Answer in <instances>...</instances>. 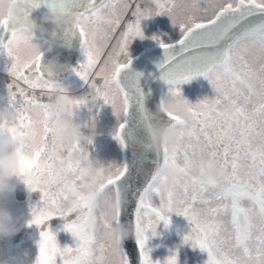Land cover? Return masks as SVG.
I'll list each match as a JSON object with an SVG mask.
<instances>
[{"label": "snow or ice", "instance_id": "1", "mask_svg": "<svg viewBox=\"0 0 264 264\" xmlns=\"http://www.w3.org/2000/svg\"><path fill=\"white\" fill-rule=\"evenodd\" d=\"M16 2L15 16L0 18V51L11 59L8 104L19 117L10 131L27 141L20 145L21 174L43 202L32 208L28 221L41 229L35 264H129L119 242L113 247L99 237L97 225L104 221L87 195L97 180L124 189L127 203L116 208L115 220L131 213L141 264H153L145 243L157 234L160 221L169 223L168 213L173 212L190 222L184 242L205 250L206 264H264V0H195L190 12L178 11L176 0H150L151 6L144 8L143 0ZM41 3L73 17L74 23L65 30L69 37L79 34L83 54L73 71L87 85L92 100L111 105L117 118L112 135L121 146V130L132 109L147 119L139 87L122 77L131 62L132 38H143L140 21L166 15L178 30L174 43L152 37L165 50L158 69L167 94L181 95L182 81L202 75L214 95L196 103L185 100L182 115L166 113L176 139L157 153L150 173L111 163L106 176L90 177L74 162L78 153L83 154L80 146L57 138L54 124L43 112L57 83L45 78L42 52L20 55L29 43L25 31L31 25L30 12ZM68 101L72 112L87 104L84 97L73 95ZM34 111L40 112L36 121ZM35 126L38 131L33 132ZM206 159L225 170L208 184L195 176ZM168 166L179 168L174 179L163 175ZM154 196L159 197L158 207ZM53 216L63 218V230L74 238L72 246H58L56 235L46 226ZM164 264H177L175 253Z\"/></svg>", "mask_w": 264, "mask_h": 264}, {"label": "clouds", "instance_id": "2", "mask_svg": "<svg viewBox=\"0 0 264 264\" xmlns=\"http://www.w3.org/2000/svg\"><path fill=\"white\" fill-rule=\"evenodd\" d=\"M195 0H176V8L178 11L190 12ZM17 9L16 0H0V18H11L15 16ZM153 14L155 9L152 10ZM40 23H32L27 27L25 35L28 37V45L22 46L20 55L22 57H30L35 50L52 51L54 47H64L55 41L44 40L41 43H33V32L35 29L44 31L43 25L50 24L52 30L59 28H67L74 23L71 15L60 11L47 12L40 16ZM42 64V60H41ZM66 65L59 63L56 56L50 58L43 64V71L48 74L64 70ZM61 86L57 83L50 99L47 101L43 112L51 119L55 126L57 138L65 144L79 145L83 154H77L74 162L79 169L90 177L106 176L108 174V165H102L94 159H90L86 146L91 144L95 133V127L92 124H86L88 132L85 134L81 131V125L73 122L74 113L71 110L68 101V92L61 91ZM186 98L182 95L166 94L162 101L157 105V111L163 113L183 114L185 111ZM67 114V115H66ZM18 113L14 111L7 103L0 106V198H4L13 194L18 185L23 183L25 192H32L30 185L24 182L21 174L20 161L21 151L20 145L25 141V137L20 134H14L10 129L15 128L18 120ZM40 118V112H33V120ZM144 133L146 136L145 148L154 153L161 152L162 148L167 144H172L176 139V131L171 124L154 125L145 123ZM33 132L38 131L35 126ZM26 149L25 151H27ZM111 164V163H110ZM225 170L215 161L208 162L207 159L203 168H197L195 176L201 183L208 184L211 181L218 180L224 175ZM179 174V168L168 166L163 169V175L168 179H174ZM92 204L97 209V214L103 219L102 225H97L99 237L106 244L113 247L117 242L129 238L136 239V232L133 226L128 222H116L115 210L127 203L126 193L123 188L117 190L115 187H107L103 180H97L96 183L87 190ZM25 217L15 215L8 208L0 206V240L9 239L15 236L25 223ZM14 257L0 259V264H13Z\"/></svg>", "mask_w": 264, "mask_h": 264}, {"label": "rangeland", "instance_id": "3", "mask_svg": "<svg viewBox=\"0 0 264 264\" xmlns=\"http://www.w3.org/2000/svg\"><path fill=\"white\" fill-rule=\"evenodd\" d=\"M151 6L150 0H143L140 4L141 8ZM203 6V5H202ZM140 28L143 34V38L136 36L133 37L129 46L128 53L131 54L135 51L143 48L147 45H154L153 42H157L152 37L158 36L163 42L175 41L179 38L178 30L171 24L170 19L166 15H154L142 19L140 21ZM11 59L7 57L3 51H1L0 57V106L8 103V85L11 82V78L7 72V68L10 67ZM65 89L69 95L76 97H84L85 93L90 91L87 85L82 80L80 82L76 79L66 83ZM181 95L186 98L190 103H196L204 98H211L214 93L206 78L200 80H194L179 85ZM167 94V88L164 91V96ZM104 102V101H103ZM87 110H79L77 113L74 112L72 117L73 122L81 125V131L85 133L89 124V121L85 119L87 116ZM107 113V120L115 123L117 118L113 115V110H109ZM91 116L97 117L93 112ZM84 119H83V118ZM96 128H108L101 121H98L94 125ZM86 134V133H85ZM95 144H89L86 146L87 152L90 159L98 161L100 164L107 166L110 163L118 164L117 160V149L121 151L120 144L117 140L108 137L104 133ZM98 143L103 144L100 146ZM107 149L111 151V158L107 156ZM109 159V160H108ZM178 163H182V160H178ZM23 184V183H21ZM40 199V193L38 191L27 192V196L22 202H18L14 199L13 194L8 195L4 198H0V206L8 208L15 215H23L25 220L31 219V210H28L32 205L37 207L42 206ZM154 206H159V197H153ZM22 208H25V212H22ZM27 209V210H26ZM53 217L56 219H53ZM46 222V226L50 231L56 235L57 244L60 248L65 246H72L74 238L71 233L63 230L64 220L60 216H53ZM169 223L165 225L164 221L156 227V235L151 236L146 241L145 247L149 250V257L153 261V264H164V261L168 256L175 253L177 264H206L208 259L207 252L201 248L193 247L191 242H184V236L187 235L191 230V224L183 216L177 215L176 213H168ZM34 229V233H32ZM40 228L32 224V227L28 224L24 225L21 230L13 237L9 239L0 240V259L14 257L13 264H35V260L38 254V241ZM15 240L12 242V240Z\"/></svg>", "mask_w": 264, "mask_h": 264}, {"label": "water", "instance_id": "4", "mask_svg": "<svg viewBox=\"0 0 264 264\" xmlns=\"http://www.w3.org/2000/svg\"><path fill=\"white\" fill-rule=\"evenodd\" d=\"M48 11L46 4L41 3L39 7L33 9L29 15V22L39 24L40 16ZM44 31L40 32L41 36H46L49 40L50 38L53 41L56 39L64 42L59 43V45H66L68 35L65 28L52 30L53 26L50 24L43 25ZM34 31L39 32L37 29ZM77 35V34H76ZM78 43L79 37L77 36ZM175 41L167 42L174 43ZM77 43H75V49L71 53V57L75 54L77 55ZM165 50L162 49L159 44L153 45L145 48H141L133 55L130 56V64L127 69L122 73V77L129 80H134L136 85L139 87L141 92L142 103L144 110L147 114V119H140L136 115V109H132V116L128 119V123L125 125V128L121 130V139L123 140L122 146V163L130 164L135 166L137 171H142L145 174L150 173L154 170L156 162L158 161L157 153H154L145 148L146 136L144 133L145 123H151L154 125H166L171 124V120L166 113L158 112L157 105L162 101V89L167 84L160 78V71L158 65L164 61ZM56 56L59 63L68 64V50L64 47H54L52 51H45L43 56V64L46 63L50 58ZM69 66V64H68ZM71 71V70H70ZM74 73V71H71ZM45 73V72H44ZM67 73V65L64 70H58L55 73L48 74L45 73V76H52L53 81H59L64 79L65 74ZM202 75H197L191 77L189 80L203 78ZM188 81V80H187ZM186 81H182L184 83ZM121 163V164H122ZM22 189V188H21ZM22 197H24V192L22 191ZM132 221V215L130 212L123 213L120 217V222ZM119 248L129 258V264H141L140 261V249L137 245V242L131 236L127 239H124L119 242Z\"/></svg>", "mask_w": 264, "mask_h": 264}, {"label": "flooded vegetation", "instance_id": "5", "mask_svg": "<svg viewBox=\"0 0 264 264\" xmlns=\"http://www.w3.org/2000/svg\"><path fill=\"white\" fill-rule=\"evenodd\" d=\"M38 30V29H37ZM39 32H41L40 30H38ZM45 33V32H43ZM46 34V33H45ZM36 40H39V41H36ZM42 41H44L43 39H40V38H37V39H34L33 37V43H41ZM50 41H53V39L50 38ZM57 41V44H61V43H64L58 39H56ZM75 43L78 44V40L75 38V41H74V44L71 46V48L68 50V53H72L75 49ZM67 50V49H66ZM43 51V49H41V52ZM0 57H1V51H0ZM75 54L70 58V69H74L75 68V62H74V59H75ZM79 62H82L81 61V57L79 59ZM69 81L65 82V83H62L60 84V86L62 87H66V83H68ZM84 98L86 99L87 101V104L86 105H81L78 109L77 108H74L73 112L77 113L79 110H87L88 113H87V116L85 117V119H87L89 121L90 124L92 125H95V123L98 121L99 124H101V121L104 122L105 125H108V128L104 129V128H96L95 129V135L93 137V141L91 144H95L97 141H100V137L101 135L104 133L105 135H107L108 137H111L112 138V131H113V125L114 123L110 122L107 120V111L109 110H112L111 108V105H108V104H105L103 102L102 99H96V100H92L91 98V93L90 91L86 92L85 95H84ZM91 112H93V114H95L97 117L99 118H95V117H92L91 116ZM83 118V117H82ZM84 119V118H83ZM117 126V125H116ZM88 130L85 131V133L87 134ZM100 146H104L103 144L101 143H98ZM105 147V146H104ZM107 154H108V158L110 159L112 154H111V151L110 149H107ZM108 159V160H109Z\"/></svg>", "mask_w": 264, "mask_h": 264}, {"label": "trees", "instance_id": "6", "mask_svg": "<svg viewBox=\"0 0 264 264\" xmlns=\"http://www.w3.org/2000/svg\"><path fill=\"white\" fill-rule=\"evenodd\" d=\"M32 233H34L35 231H34V229H32V231H31ZM14 240V239H13ZM13 240H12V242H13Z\"/></svg>", "mask_w": 264, "mask_h": 264}]
</instances>
